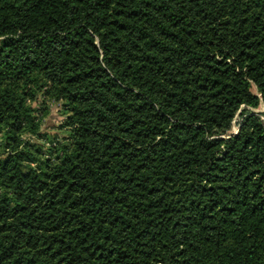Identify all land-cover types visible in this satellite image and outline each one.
Masks as SVG:
<instances>
[{
	"label": "trees",
	"instance_id": "1",
	"mask_svg": "<svg viewBox=\"0 0 264 264\" xmlns=\"http://www.w3.org/2000/svg\"><path fill=\"white\" fill-rule=\"evenodd\" d=\"M261 104L264 0H0V264H264Z\"/></svg>",
	"mask_w": 264,
	"mask_h": 264
},
{
	"label": "rangeland",
	"instance_id": "2",
	"mask_svg": "<svg viewBox=\"0 0 264 264\" xmlns=\"http://www.w3.org/2000/svg\"><path fill=\"white\" fill-rule=\"evenodd\" d=\"M251 91L256 94L254 86H252ZM43 101L44 100L39 96L37 102L31 105L33 109L37 110L35 115L42 118L39 133L43 136H47V139L40 140L37 136H24V139L32 145H39L48 148L49 141H53L55 138L62 142L67 137V129L64 127L65 116L62 114L61 103L47 99L44 103ZM41 107L46 109L41 111ZM239 112L233 122L231 133L234 132V128L238 122ZM254 112L264 113V105L261 104L258 109H254ZM262 118L264 119V116Z\"/></svg>",
	"mask_w": 264,
	"mask_h": 264
},
{
	"label": "built area",
	"instance_id": "3",
	"mask_svg": "<svg viewBox=\"0 0 264 264\" xmlns=\"http://www.w3.org/2000/svg\"><path fill=\"white\" fill-rule=\"evenodd\" d=\"M237 129H238V127L236 126V127L234 128V132H233V134H235V133L237 132Z\"/></svg>",
	"mask_w": 264,
	"mask_h": 264
},
{
	"label": "water",
	"instance_id": "4",
	"mask_svg": "<svg viewBox=\"0 0 264 264\" xmlns=\"http://www.w3.org/2000/svg\"><path fill=\"white\" fill-rule=\"evenodd\" d=\"M238 130V129H237Z\"/></svg>",
	"mask_w": 264,
	"mask_h": 264
}]
</instances>
